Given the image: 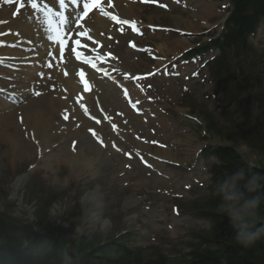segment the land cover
Returning a JSON list of instances; mask_svg holds the SVG:
<instances>
[{
	"label": "rangeland",
	"instance_id": "374dc122",
	"mask_svg": "<svg viewBox=\"0 0 264 264\" xmlns=\"http://www.w3.org/2000/svg\"><path fill=\"white\" fill-rule=\"evenodd\" d=\"M151 2L144 5L143 1L134 15L126 18L141 24L142 35L131 33L122 22L103 41L104 48L103 43H97L100 53L113 61L112 73L132 93L134 106L116 84L107 90L103 74L99 76L85 67L88 73L81 81L95 82L94 95L100 98L86 104L71 93L61 95L60 87L58 94H44L46 100L42 101L45 88L36 97L31 96L27 71L12 78L27 98L14 111L0 112V199L5 193L11 202L19 200L26 210L18 208L14 216L26 215L32 220L35 207L30 203L29 187L18 194L13 188V182L26 175L27 181H34L47 198L56 196L50 210L53 225L48 232H55L69 245L76 247L78 238H87V245L126 233L133 246H153L150 249L162 251L170 264H188L196 235L210 230L209 223L191 212L192 205L209 194L211 180L212 162L206 164L198 153L206 145H229L253 166L262 167L264 158L251 153L237 133L240 113L225 108V99L218 97L207 82L206 67L198 60L183 66L175 62L179 54L219 34L230 11L229 1ZM203 6H212L213 12L200 16ZM180 40H185L184 47ZM249 42L263 59L264 22ZM41 55L45 58L47 50ZM170 62H174L175 70L164 69L153 75ZM67 66L74 70L72 64ZM68 74L74 78L75 74ZM40 107L43 112L45 107L54 110L55 121L36 123ZM205 109L221 121V136L207 132L206 122L198 116ZM98 110L107 115L102 121L94 118L105 147L89 137L87 130L95 124L92 117L84 116L87 111L100 117ZM66 114H71L68 123L62 121ZM45 138L50 140L46 142ZM82 161L86 167L81 170ZM91 195L95 199L87 201ZM96 201L101 204V222L97 224L89 216Z\"/></svg>",
	"mask_w": 264,
	"mask_h": 264
},
{
	"label": "trees",
	"instance_id": "16d2710c",
	"mask_svg": "<svg viewBox=\"0 0 264 264\" xmlns=\"http://www.w3.org/2000/svg\"><path fill=\"white\" fill-rule=\"evenodd\" d=\"M230 2V16L221 37L191 55L217 51L206 64L209 82L215 94L225 99V108H234L240 113L236 131L249 151L264 158V58L249 42L264 21V0ZM207 111L198 112V116L206 122L209 134L221 136V121L213 119ZM193 113L196 115L195 110ZM203 155L214 162L209 167V194L197 200L191 212L197 219L209 223L210 230L196 235L197 243L188 253V264H264V237L248 248L238 245L233 239L235 229L220 212V198L215 195L216 182L226 174L244 169L249 175H264V165L247 163L236 148L229 145L207 147ZM41 200L36 216L39 222L41 213L51 207L44 203L47 200ZM256 225H264V203ZM78 239L73 247L65 241L41 236L33 225L28 226L0 209V264H170L168 257L158 249L130 247L124 235L87 245L85 238Z\"/></svg>",
	"mask_w": 264,
	"mask_h": 264
},
{
	"label": "bare ground",
	"instance_id": "6f19581e",
	"mask_svg": "<svg viewBox=\"0 0 264 264\" xmlns=\"http://www.w3.org/2000/svg\"><path fill=\"white\" fill-rule=\"evenodd\" d=\"M141 1H143V0H129V2L131 4H125L124 2L123 3L121 2L118 5L115 4V5L110 6V7H108V6L104 7L103 11L100 12L98 14V16L95 14H90L88 19H86L82 22L83 27H81V31H82L83 37H85V39H83L84 40L83 41V47L81 48L79 53L82 56H90V54H92V53H97L96 50L99 49L97 47V45H98L97 43L102 44L103 41H105L107 38H109L114 27L116 26V25H114L115 19H113V17H115L117 20L122 21L124 19V21H126V18L132 17L134 15V11L136 12V10H138L137 6L140 5ZM106 3H107V0H106ZM71 9H72L73 14H74V11H77L75 8H71ZM202 10L203 11H202L200 16H207L213 12L212 6H210L209 8L203 6ZM130 19L132 20L133 18H130ZM22 20H23V18L19 19L20 22ZM46 21L50 22L48 19H46ZM132 21H135V20H132ZM135 22L138 23L137 21H135ZM41 25H42V22L40 20H36V21L32 22V27H34L35 30H38V28H36V27L41 26ZM28 37H29V35H28ZM47 37H51V33L43 32L42 30H39L38 34L35 35V39L33 41L34 45L35 44L40 45L41 40L43 41L44 38H47ZM184 41L183 40L179 41V43L182 44V47L185 46ZM186 44H187V46H189V44L187 42H186ZM102 46L104 48V43ZM173 47L175 48L177 46H173ZM49 49H50L49 52H51L52 55H54L56 57L57 52L55 50V47L50 46ZM171 49H173V48L170 47L169 50L171 51ZM96 59H100V60L102 59L106 63L107 69H111V66H112V68L114 67L113 61H111L109 58L105 57V55H103L102 52L96 55ZM67 61H70V60L68 59ZM92 64H96V62L93 61ZM53 67H54V70H53ZM53 67H52V69H48L47 67H45V70H44L45 73L50 72V75H54L53 72L56 73L55 74L56 77L54 76L53 80H50L48 83H46L47 84V88L45 89L46 97H47V94L54 95L55 93H57L58 89L60 87L58 93H61V95L65 96V97L69 96V93L76 95L75 97H77L78 93L81 91L82 94L80 95L79 100L81 101L84 99L83 102H85V104L89 101H92V100L95 101V100L100 99V98H98V95H94L95 82H93L91 79L88 80V82L92 83L93 88H92L91 92H85L84 87H86V86L89 87V85L84 84L81 86V85H79V82H77V77H75V75H74V78H72V76H67V73H66L67 67L66 66L62 65L58 60H56V62H54ZM69 70H71V69H69ZM72 73L75 74V72H72ZM81 83H83V82H81ZM63 87H65V89H66L65 94H63V92L65 91V90H63ZM106 88H107V90L108 89L111 90V85L109 83H107ZM45 95L43 96L42 101L46 100V98H44ZM55 97H57V96L55 95ZM53 98H54V96H53ZM60 98L65 99L62 96H60ZM49 100H47V101H49ZM99 102H100V100H99ZM99 102H98V104H99ZM50 113H51V115H50ZM55 114L56 113L54 112V110L52 111L50 108L48 109L47 107H45V111L43 112L42 108L40 107L38 109V113H36V123L38 120V124H41V123H43V124L45 123L46 125L51 124L52 122L55 121V118H54ZM56 123H57V121H56ZM93 123L95 125H93L92 129L90 127L89 131L97 133L96 129H97V125L99 124V122L96 120H93ZM73 126H75V125H73ZM44 140L47 142L50 139L48 138V140H47L45 138ZM82 164L83 165L81 167V170L86 167V165H85L86 163L84 164V161H82ZM74 170L76 172L78 170V168L74 167ZM20 184H21V179L18 178L17 182L13 185L15 192H17V190L20 188ZM94 199H95V196L91 195L86 200L90 201V200H94ZM99 203H100L99 201H96L93 204V208L91 209V211L89 213V216L91 217L90 221L94 222L95 224H97V222L98 223L101 222V219H100V216H101L100 206H101V204H99Z\"/></svg>",
	"mask_w": 264,
	"mask_h": 264
},
{
	"label": "clouds",
	"instance_id": "9594fccd",
	"mask_svg": "<svg viewBox=\"0 0 264 264\" xmlns=\"http://www.w3.org/2000/svg\"><path fill=\"white\" fill-rule=\"evenodd\" d=\"M218 208L235 229L234 241L248 248L264 237V225L257 226L264 203V175H249L244 169L226 174L215 185Z\"/></svg>",
	"mask_w": 264,
	"mask_h": 264
},
{
	"label": "snow or ice",
	"instance_id": "6c2138e0",
	"mask_svg": "<svg viewBox=\"0 0 264 264\" xmlns=\"http://www.w3.org/2000/svg\"><path fill=\"white\" fill-rule=\"evenodd\" d=\"M64 2H65V0H59V3H60L61 6L64 5ZM73 2H75V0H73ZM92 6H93V7H97V6H99V5H98V4H94V5H92ZM21 7H23V4H21ZM31 7H32L33 9H37V8H38V5H37L35 2H32V3H31ZM83 7H84V9H85V14H87V10L89 9V4L85 3V4L83 5ZM113 19H116V18L113 17ZM61 43H62V42H61ZM75 44H76L77 47H80V46H81L79 40H76V41H75ZM77 55H79V54L77 53ZM92 67H93V68H96L97 71H104V70L98 68L96 64H93ZM105 74H107V73L105 72ZM85 90H87V86H86V89H85Z\"/></svg>",
	"mask_w": 264,
	"mask_h": 264
}]
</instances>
